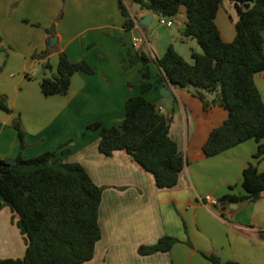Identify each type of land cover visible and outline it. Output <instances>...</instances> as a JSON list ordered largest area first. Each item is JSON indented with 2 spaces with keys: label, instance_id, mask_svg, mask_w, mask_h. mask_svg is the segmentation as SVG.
I'll list each match as a JSON object with an SVG mask.
<instances>
[{
  "label": "crops",
  "instance_id": "0c3cea01",
  "mask_svg": "<svg viewBox=\"0 0 264 264\" xmlns=\"http://www.w3.org/2000/svg\"><path fill=\"white\" fill-rule=\"evenodd\" d=\"M124 1L135 21L130 29L124 25L118 0H0V99L4 97L12 109L7 112L0 106V157L20 151L28 158L65 144L66 150L59 149L58 155L80 162L97 184L105 186L99 209L102 236L94 257L80 264H214L201 251L243 264H264V224L244 222L235 215L248 206L247 201L211 207L200 200L205 194L245 193L243 170L264 137L207 156L203 144L229 111L222 106L205 107L193 91L172 84L165 85L172 91L170 96L161 94L164 80L157 60L174 44V36L167 29L157 42L149 33L155 18L161 16L142 10L134 0ZM229 2L225 5L223 0L216 16L222 38L228 42L236 36L238 17L234 3ZM180 12L183 32L185 7ZM147 14H153L148 25L141 23ZM52 36L56 40L50 41ZM135 37L144 40L135 46ZM46 49L50 50L46 57L35 56ZM61 51L73 61H88L95 72H76L67 94L46 95L40 79L57 73ZM137 51L151 58V80L159 76L144 93L142 63L130 61ZM46 60L50 68L43 65ZM255 80L264 100V71ZM141 93L173 118L169 133L186 160L173 187H158L154 175L125 149L102 153L100 129L89 127L95 121L120 124L127 99ZM173 97L176 103L166 101ZM17 115L26 132L24 147L13 126ZM258 168L264 171V156ZM14 215L0 196L1 257H22L26 252L25 236L12 221ZM165 234L179 238L169 251L139 253L140 245L153 244Z\"/></svg>",
  "mask_w": 264,
  "mask_h": 264
},
{
  "label": "trees",
  "instance_id": "16d2710c",
  "mask_svg": "<svg viewBox=\"0 0 264 264\" xmlns=\"http://www.w3.org/2000/svg\"><path fill=\"white\" fill-rule=\"evenodd\" d=\"M134 1L142 10L167 18L176 17L185 7L183 35L195 38L202 51L194 50V62L190 63L170 44L157 64L164 85L200 87L215 93L212 99L202 92L195 93L205 107L222 106L229 111L224 122L210 131L203 144L205 154L213 156L247 139L264 137V100L255 80V75L264 71V0H231L238 17L236 36L230 42L222 38L216 23L223 0ZM118 6L125 17V27L133 28L135 21L125 1L118 0ZM49 53L46 49L35 56L44 58ZM130 61L142 63L141 91L152 89L151 58L137 51L131 54ZM43 65L51 67L48 60ZM80 71L94 73L95 68L84 59L73 61L61 51L57 73L40 79L43 93L67 94L73 75ZM143 93L127 99L126 116L120 124L106 126L95 121L89 127L100 129L102 153L112 155L115 150L125 149L154 175L158 187H173L186 165L183 152L169 133L173 118L162 113ZM0 106L12 112L4 97ZM13 126L21 146H26L20 115L13 119ZM64 145L28 158L20 153L15 162L0 157V196L14 212L13 219L17 217L15 222L27 240L24 256H0V264H80L94 257L102 236L99 209L105 186L97 184L80 162L66 161L58 155ZM263 156L264 143H260L243 170L245 193L222 195L219 205L255 203L263 198L264 171L258 168ZM178 241V237L165 234L153 244L140 245L138 251L142 255L169 251ZM201 252L214 264H243L224 260L215 252Z\"/></svg>",
  "mask_w": 264,
  "mask_h": 264
},
{
  "label": "rangeland",
  "instance_id": "374dc122",
  "mask_svg": "<svg viewBox=\"0 0 264 264\" xmlns=\"http://www.w3.org/2000/svg\"><path fill=\"white\" fill-rule=\"evenodd\" d=\"M18 3H19V1H17L14 6H17ZM229 3H230L229 0H225V5H227ZM130 6L132 8V5H130ZM182 9H184V6L182 7ZM169 19H171L173 21V25L171 28H168L167 25L162 24L160 22V18H155L154 23L152 24V26L150 28L151 32L149 33V35L156 37V40L158 42V41H160V38L164 39L165 34L168 33L167 29H169L170 30L169 33H171L172 36H174L173 42H174L175 46L177 47V49L182 52V55L184 56V58L187 61H189L190 63H193L194 58L192 56V52L194 50L201 52L202 51L201 46L198 44V42L195 38L184 36L183 32L180 30L181 24H183V16L181 15V12H179V14L176 17L169 18ZM153 65L156 66V63L153 62ZM40 67L42 69V66H40ZM158 77H159L158 74H156L154 76V78H152V79H156V81H157ZM156 81H154V82H156ZM179 87L190 89L191 91L194 92V94L197 92H202L203 94H205L207 99H212L215 96V93L208 92V91H206L200 87L194 86V85H189L186 87L179 86ZM160 91H161V89H160ZM170 100L172 101V104L176 103L174 97L169 99V100H166V101H170ZM193 101H195L196 103L199 104V100L195 99ZM17 137L19 138V142H20V146H21V140H20L19 134H17ZM20 153L21 152L19 151L16 156L7 155V156H4V158H6V157H14L15 158ZM247 203H248L247 204L248 206L244 210H241L240 212H239V210L237 211V213L235 214V215H237V218L240 219L241 221H244V222H246V221L252 222L253 221L254 223L259 224V226L263 225L264 224L263 223L264 222V196H263V198H261L259 201L255 202V203H251V202H247ZM236 205H237L236 203L233 204V206H236ZM235 211L236 210H234V213H235ZM15 220H16V218L13 219V217H12V221H15ZM24 241L27 243L26 238H24Z\"/></svg>",
  "mask_w": 264,
  "mask_h": 264
},
{
  "label": "built area",
  "instance_id": "2783aa9c",
  "mask_svg": "<svg viewBox=\"0 0 264 264\" xmlns=\"http://www.w3.org/2000/svg\"><path fill=\"white\" fill-rule=\"evenodd\" d=\"M160 22L167 26H171L173 24V21L167 17H161ZM143 40V37H135L133 44L135 46H138ZM159 109L161 110V107H159ZM200 200L211 207H216L217 205H219V197L216 195L205 194L200 197Z\"/></svg>",
  "mask_w": 264,
  "mask_h": 264
},
{
  "label": "water",
  "instance_id": "95a60500",
  "mask_svg": "<svg viewBox=\"0 0 264 264\" xmlns=\"http://www.w3.org/2000/svg\"><path fill=\"white\" fill-rule=\"evenodd\" d=\"M152 18H153V14H147V15H144L142 18H141V23L143 24H150L151 21H152ZM56 36H52L50 38V41H53V40H56ZM161 94L163 96H170L172 94V91L169 90V88L165 85H163L161 87ZM6 160L9 161V162H15V158L14 157H6ZM235 204V203H234Z\"/></svg>",
  "mask_w": 264,
  "mask_h": 264
}]
</instances>
